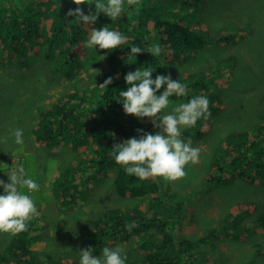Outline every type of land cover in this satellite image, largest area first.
Here are the masks:
<instances>
[{
  "label": "trees",
  "instance_id": "obj_1",
  "mask_svg": "<svg viewBox=\"0 0 264 264\" xmlns=\"http://www.w3.org/2000/svg\"><path fill=\"white\" fill-rule=\"evenodd\" d=\"M199 1L201 0H140L139 6H129L125 0V11L121 17L111 20L101 13L95 23L85 24L67 15L69 9L74 10L77 7L73 0H0V63L4 64L3 66L15 64L26 68L34 57L45 53L46 58L51 61L48 68H52L58 79L61 75L72 78L78 68L88 70L92 67L85 55L93 48L83 49L79 45L80 42L84 43L88 39L93 29L109 27L110 30L118 31L127 37L124 45L112 51L95 50V56L106 52L105 54L112 58L110 64L101 72L103 78L93 81L98 73L93 70L88 73L89 78L86 80L87 83L83 84L84 87L76 85L66 100L62 99L50 109L42 111V115L46 118L42 120L41 128L36 132L39 140L46 142L47 145L53 148L68 146L79 155L76 165L60 170L55 178L54 195L64 206L76 208L81 202L83 208L89 206L88 196L90 194L97 196L104 189L101 182L96 183L99 180L110 184L112 190L121 197L135 200L133 207L124 210L110 208L105 211L102 215L103 219L97 221L90 237L96 245L95 253L101 251L110 242L124 243L128 249L126 253L130 255L126 264H211L214 260L221 261L220 256H217V259L212 257L214 252L209 254L211 257L203 254L206 246L212 245L211 248L215 251V242H210L214 235L204 233L205 235L200 237H189L181 230V228L185 229L186 221L191 220L187 214L193 213L194 209L189 211L191 210L189 208L186 211L184 202L179 205L174 203L179 193L173 189L171 181L161 177L142 181L138 177L130 176L124 166L117 164L111 155L114 143L132 137L139 138L137 129L151 134H155L158 130L148 118L141 120L125 114L123 98L119 93L129 87L124 79L128 72L150 67L153 71L152 78L155 79L157 75H170L169 69L165 67L166 63H178L179 72L172 71L170 76L173 80L185 82L187 85L186 95L177 97V103H187L198 95L207 97L206 73L196 72L192 75L193 71L190 68L189 75L183 76L181 73V64L188 57L195 56L196 51L202 50L211 43V36L214 37L213 34L209 36L208 32H205L208 34L205 37L204 31L194 26L196 22L203 21L199 16H194V9L197 4L199 6ZM96 2L97 0H91L92 5L83 4L80 7L85 14H88L89 9L95 11ZM103 2L106 3L107 0ZM260 3L262 4L263 1ZM250 30L252 25L249 27ZM230 38L231 36L227 35L223 40L233 42L234 39L230 40ZM219 40L220 38H216L213 41L219 42ZM157 44L162 51L160 55L152 56L150 50ZM131 46L140 47L144 52L137 54L136 58L129 57ZM80 52L82 59L78 58ZM168 55L169 59L166 58ZM176 74L179 76H174ZM109 77L113 78V83L107 87H100ZM165 88L166 85L162 86L157 95ZM213 95L214 99L211 98L209 110L216 113L226 108V104L222 103L223 108L217 109L219 105H215L214 102L220 103L222 99L220 94ZM207 98L209 100V97ZM172 99L174 98L170 97V100ZM254 113L241 126L242 129L231 133L223 147L222 155L207 158L209 163L215 164L219 169V173L211 181L226 185L234 183L235 179H242L246 180V185L264 184V118H252ZM263 114L264 110L260 109L256 115L259 118ZM85 115H91L90 121L85 120ZM76 116L78 125L71 126L70 123ZM257 120H261V123L254 128ZM50 121L55 126H49ZM87 122H95V124L91 129L84 130L83 126ZM212 125L211 117L201 118L194 127H189V131H185L184 137L193 134L196 142H199L211 133ZM92 131H95V137L89 140ZM83 147H86V150L82 151L83 155H90L89 158L78 152ZM41 150L40 146L30 148V155L44 159ZM198 175L197 171L191 170L183 179L192 176L197 178ZM187 186V183L182 184V188ZM191 191L188 194L193 196L195 192L192 189ZM141 200H146V203H139ZM246 207L249 208L248 205ZM241 209L234 215V219L233 211L229 213L228 217L233 219V223H229V226L233 225L234 230L238 229L236 226L238 222H235V219L236 221L240 219ZM256 218L257 227L264 229V210L256 215ZM42 221L43 217L40 219L35 216L29 221L31 226L28 231L8 236L6 245L0 251V264H48V260L45 262L38 256L36 258L35 252L31 249L32 233L41 226ZM130 222H135L137 225L131 232L125 227ZM232 229L231 226L225 231L230 233ZM241 232L238 236L235 233V237H240ZM84 244L87 242L85 241ZM195 255L204 256L205 263L202 259H194ZM55 260V263L50 264H80L78 257L73 259L62 256L59 260Z\"/></svg>",
  "mask_w": 264,
  "mask_h": 264
},
{
  "label": "rangeland",
  "instance_id": "obj_2",
  "mask_svg": "<svg viewBox=\"0 0 264 264\" xmlns=\"http://www.w3.org/2000/svg\"><path fill=\"white\" fill-rule=\"evenodd\" d=\"M199 2V6L197 4L194 9V16H199L203 21L196 22L194 26L202 29L205 37L208 34L209 36L213 34L214 37L211 36V43H208L202 50L196 51L195 56L188 57L181 64V73L183 76L189 75V68L193 71L192 75L196 72L206 73L205 82L208 90L205 95L209 97V102H212L213 94H220L221 102H214V104L219 105L217 109H222L221 104L225 103L226 108L216 113L210 111L213 120L211 133L199 142H196L193 134H187V137H184L185 131L189 127L181 128V139L185 142L191 141L192 147L200 149L199 163L189 164L185 170L186 172L197 171L199 175L197 178L192 176L189 179L171 181L173 189L179 193L174 203L179 205L184 202V207L186 206L187 210L189 208L191 209L189 211H192L193 208L196 210H194V214H187L189 218H194L191 222L186 223L188 226L184 230L181 228L186 236L200 237L204 233L215 236L210 241H215V251L211 246H206L203 252L204 255L214 252L212 254L214 259L221 257V261L214 260L211 264H264V229L257 227L255 221L256 214L258 215L264 210V184L246 185V181L242 179H235L234 183L227 185L216 184L209 179L216 176L218 167L208 162L209 157L223 154L226 140L232 132L242 129L241 126L246 123L253 112L255 113L252 118H264V114L259 118L256 115L260 109L264 110V0H201ZM250 25H252V30L249 31ZM227 35H230V40L234 39V41L223 40ZM216 38H220L219 42L213 41ZM94 53L95 49L93 48L89 54L85 55L92 67L88 70L82 67L78 68L72 78L61 75L58 76L60 78L58 79L52 68H48L51 61L46 58L45 53L34 57L26 68L18 67L15 64L3 66L4 64L0 63V154L7 155V159L12 158V155L16 156L15 162L17 163L22 159V163L32 170V174L28 178L36 177L41 181H36L38 185H41L38 191L34 193H28L27 189H23V191L32 197L39 212L37 216L43 217L41 226L37 228L31 238V249L35 252L36 258L38 256L40 260H45V262L48 260L49 263H52L48 258L50 249H52L50 250L52 259H56L58 256L73 259L78 257L80 259L79 250L88 247L93 249V255L102 257V250L95 253L96 245L90 240L97 225L98 217L110 208L124 210L135 206L134 199L121 197L112 190L110 184L108 185L104 180H99L96 183L101 182L104 189L97 196L92 194L88 196L89 206L83 208V202H81L76 208H67L55 198L56 184L53 181L60 170L70 165H76L79 155L68 147L48 152L46 155L45 149L42 147L41 154L44 159L30 155L29 149L37 146L36 142L28 137L36 136V132L41 128V122L46 118L42 115V111L50 109L62 99L66 100L76 85L84 87L83 84L87 83L86 80L89 78L88 73L92 70L98 73L94 76L93 81L97 79L105 66L112 61V58L105 53L99 56H95ZM166 58L169 59L170 56L168 55ZM177 66L174 63H166L165 67L169 69L170 75H172V71L179 72ZM174 76L178 77L179 75ZM181 83L187 85L185 82L181 81ZM173 98L175 100H171L172 105L164 110L165 114L170 113L172 107L180 105L177 103L178 98L174 96ZM260 123L261 120H257L254 128ZM48 125L54 124L50 121ZM16 129L23 130L24 143L22 145L15 143L13 132ZM89 136V140H93L95 131L90 132ZM84 150L86 147L78 152L83 155L82 151ZM83 156L90 157L87 154ZM2 162L4 161L0 159V166ZM0 179L2 178L0 177ZM2 180L5 183L9 182L7 179ZM183 183H187L188 186L182 188ZM191 189L198 191L193 194L195 197L188 194L192 192ZM2 190L3 188L0 187V193H3ZM188 202L192 208L187 204ZM139 203L145 204L146 200H141ZM253 203L257 205L255 206ZM240 204H242V209ZM252 206L255 207L252 208ZM240 209V219L246 217L244 222L235 220L238 222V229L235 231L233 225H230L233 228L232 233L224 232L229 223H233L234 215L238 211L240 212ZM231 210L233 211L232 220L228 217V214L232 212ZM67 224L69 225L67 226ZM244 230H246L245 234L241 232ZM240 232L242 234L240 238L234 237L235 233ZM9 235L11 234L0 233V251L6 245ZM85 241L88 245L84 244ZM116 246L122 247L125 252L128 250L124 243L110 242L106 247L115 248ZM258 253L261 254L258 255ZM129 256L127 254V258ZM194 259H202L204 263L206 261L204 256L197 257L195 255ZM3 262L6 261L3 260Z\"/></svg>",
  "mask_w": 264,
  "mask_h": 264
},
{
  "label": "clouds",
  "instance_id": "obj_3",
  "mask_svg": "<svg viewBox=\"0 0 264 264\" xmlns=\"http://www.w3.org/2000/svg\"><path fill=\"white\" fill-rule=\"evenodd\" d=\"M126 2L129 6H139L140 4V0H126ZM73 3L77 7L74 10L69 9L67 15L75 17L85 24L95 23L101 13L111 20H116L125 11V0H107L106 3L103 0H97L94 4L95 11L89 9L88 14L84 13L80 5H92L91 0H73ZM126 42L127 37L120 32L110 30L109 27H103L98 30L93 29L88 39L84 43L80 42L79 46L83 49L85 47L94 48L96 51H112ZM150 51L152 56H158L162 49L157 44ZM142 52L144 51L140 47L131 46L129 57L136 58L137 54ZM78 58H83L81 52ZM152 74L153 71L150 67L128 72L124 79L129 87L125 91H120L119 95L123 98L122 105L125 114L141 120L148 118L153 127L159 131L151 134L142 129H137L139 138L132 137L123 142L114 143L111 155L117 164L124 166L128 175L138 177L142 181L155 177H161L166 181H178L186 177V166L199 163L200 158V149L192 147L191 141L185 142L181 139V128L194 127L201 118H210V102L205 96H194L187 103L174 106L170 113L165 114L164 110L172 105L170 97L185 96L186 87L179 80H173L170 75H157L153 79ZM101 78H103V74L98 77V79ZM112 83L113 78L109 77L100 87H107ZM164 85H166L164 91L157 95ZM96 114L99 115L100 112H96ZM96 114H92V116L95 117ZM84 118L90 121L91 115H86ZM77 122L76 116L70 125L76 126L78 125ZM94 124L95 122L84 124V130L91 129ZM13 135L17 145L24 143L22 129H16ZM30 139L36 142V146L43 147L47 151L46 154L62 148L61 146L53 148L46 142L40 141L38 134L33 138L30 136ZM12 156V158L7 159V155L0 154V159L4 161L0 166V177L9 180L8 183H5L4 180L0 179V187L3 188V193H0V233H8L14 236L28 231L31 226L29 221L39 214L32 197L26 194L23 189H27L28 193H34L39 190L37 182L41 181L34 176V179L28 178L32 174L31 168H27L22 163V159L19 163L15 162L16 156ZM40 166L42 165L40 164ZM53 182L55 184V178ZM101 219L103 217L99 216L98 222ZM125 227L131 232L137 225L135 222H130ZM35 232L36 229L33 233L35 234ZM33 233L32 237L34 236ZM50 250L48 258L52 263H55L56 260L52 259ZM79 252L80 264H126L127 261V254L120 246L115 248L104 247L102 257L93 255L91 247L79 250ZM61 257L58 256L56 259L59 260Z\"/></svg>",
  "mask_w": 264,
  "mask_h": 264
},
{
  "label": "bare ground",
  "instance_id": "obj_4",
  "mask_svg": "<svg viewBox=\"0 0 264 264\" xmlns=\"http://www.w3.org/2000/svg\"><path fill=\"white\" fill-rule=\"evenodd\" d=\"M137 56H138V55H137ZM162 58H163V57H162ZM170 61H171V60H170ZM176 62H177V61H176ZM173 63H174V62H173ZM132 64H133V63H132ZM177 64H178V63H177ZM133 65H135V63H134ZM177 67H179V66H177ZM174 68H175V67H174ZM51 91H52V90H51ZM75 101H76V100H75ZM88 113H89V112H88ZM85 116H86V115H85ZM36 123H37V122H36ZM87 123H88V122H87ZM244 123H245V122H244ZM248 131H249V130H248ZM248 131H247V132H248ZM250 133H251V132H250ZM229 134H230V133H229ZM247 137H248V136H247ZM25 138H26V137H25ZM28 138H30V137H28ZM221 138H222V137H221ZM255 138H256V137H255ZM263 138H264V137H263ZM254 140H255V139H254ZM223 141H224V140H223ZM261 142H262V141H261ZM199 144H200V143H199ZM242 146H243V145H242ZM242 152H243V151H242ZM246 156H247V155H246ZM217 157H218V156H217ZM250 157H251V156H250ZM252 157H253V156H252ZM262 159H263V158H262ZM213 160H214V159H213ZM248 160H249V159H248ZM250 160H251V159H250ZM72 161H74V160H72ZM72 161H71V162H72ZM72 163H73V162H72ZM260 164H261V163H260ZM255 165H257V163H256ZM72 167H73V166H72ZM41 169H42V168H41ZM42 170H43V169H42ZM44 170H45V169H44ZM57 170H58V169H57ZM252 170H254V169H252ZM38 171H39V170H38ZM42 172H43V171H42ZM40 173H41V172H40ZM46 174H47V173H46ZM54 175H55V174H54ZM253 175H254V174H253ZM255 176H256V175H255ZM47 177H48V176H47ZM257 177H258V176H257ZM53 178H54V177H53ZM33 179H34V178H33ZM243 179H244V178H243ZM46 180H47V179H46ZM253 180H254V179H253ZM259 180H260V179H259ZM47 181H48V180H47ZM254 181H255V180H254ZM248 182H249V181H248ZM257 182H258V181H257ZM43 183H44V182H43ZM49 184H50V182H49ZM168 185H169V184H168ZM39 186H41V185H39ZM60 186H61V185H60ZM61 187H62V186H61ZM80 187H81V186H80ZM83 187H84V186H83ZM81 188H82V187H81ZM45 190H46V189H45ZM208 190H209V189H208ZM58 191H59V189H58ZM201 191H202V190H201ZM209 191H210V190H209ZM64 192H65V191H64ZM194 192H198V191H194ZM211 192H212V191H211ZM52 195H53V194H52ZM199 196H200V195H199ZM203 196H204V195H203ZM208 196H209V195H208ZM246 196H247V195H246ZM193 197H195V196H193ZM200 197H201V196H200ZM188 198H190V197H188ZM197 199H198V198H197ZM201 199H202V198H201ZM207 199H208V198H207ZM188 200H189V199H188ZM248 200H249V199H248ZM182 201H183V200H182ZM189 201H190V200H189ZM254 201H256V200L254 199ZM249 203H250V202H249ZM57 204H58V203H57ZM187 204H189V206L191 205L189 202H188ZM237 204H239V203H237ZM253 205H255V204L253 203ZM256 205H257V204H256ZM256 205H255V206H256ZM191 206H192V205H191ZM191 206H190V207H191ZM234 206H236V205H234ZM238 206H239V205H238ZM255 206H254V207H255ZM174 207H175V206H174ZM252 207H253V206H252ZM254 207H253V208H254ZM38 208H40V207H38ZM42 208H43V207H41L40 209H42ZM46 208H47V207H46ZM185 208H187V207L185 206ZM191 208H192V207H191ZM235 208H236V207H235ZM193 209H194V208H193ZM43 210H44V209H43ZM194 210H195V209H194ZM246 210H247V209H246ZM45 211H46V210H45ZM186 211H187V209H186ZM192 211H193V210H192ZM195 211H196V210H195ZM231 211H232V210H231ZM177 212H178V211H177ZM247 212H248V211H247ZM197 213H198V212H197ZM43 214H44V213H43ZM46 214H47V213H46ZM56 214H57V212H56ZM193 214H194V213H193ZM258 214H259V213H258ZM38 215H39V214H38ZM40 215H42V214L40 213ZM44 215H45V214H44ZM47 215H48V214H47ZM195 215H196V213H195ZM195 215H194V216H195ZM228 215H229V214H228ZM256 215H257V214H256ZM189 216H190V215H189ZM225 216H226V215H225ZM229 216H230V215H229ZM38 217H40V216H38ZM44 217H45V216H44ZM49 217H50V216H49ZM220 217H222V216L220 215ZM240 217H241V216H240ZM50 218H51V217H50ZM60 218H61V217H60ZM193 218H194V217H193ZM193 218H192V219H193ZM213 218H214V217H213ZM244 218H246V217H244ZM244 218H243V219H244ZM255 218H256V217H255ZM257 218H258V217H257ZM257 218H256L255 220H257ZM40 219H41V217H40ZM192 219H191V220H192ZM224 219H225V218H224ZM238 219H239V218H238ZM238 219H237V221H238ZM36 220H37V219H36ZM51 220H52V219H51ZM187 220H188V219H187ZM191 220H189V221L191 222ZM221 220H222V219H221ZM235 220H236V219H235ZM239 220H241V219H239ZM46 221H47V220H46ZM194 221H195V220H194ZM223 221H224V220H223ZM32 222H33V221H32ZM47 222H48V221H47ZM66 222H67V221H66ZM186 222H188V221H186ZM190 222H189V223H190ZM197 222H198V221H197ZM215 222H216V221H215ZM218 222H219V221H218ZM238 222H239V221H238ZM241 222H242V220H241ZM243 222H244V221H243ZM245 222H247V221H245ZM49 223H50V222H49ZM58 224H59V223H58ZM196 224H197V223H196ZM219 224H220V222H219ZM68 225H69V224H67V226H68ZM192 225H193V224H192ZM230 225H231V224H230ZM235 225H236V224H235ZM238 225H239V224H238ZM243 225H244V224H243ZM186 226H188V225H186ZM194 226H195V225H194ZM194 226H192V227L194 228ZM226 226H227V225H226ZM236 226H237V225H236ZM241 226H242V225H241ZM192 227H191V228H192ZM228 227H229V226H228ZM228 227H227V228H228ZM230 227H231V226H230ZM242 227H243V226H242ZM248 227H249V226H248ZM185 228H186V227H185ZM246 228H247V225H246ZM239 229H241V228H239ZM251 229H252V228H251ZM255 229H256V228H255ZM49 230H50V229H49ZM175 230H178V229H175ZM41 231H42V230H41ZM51 231H52V230H51ZM178 231H179V230H178ZM228 231H229V230H228ZM235 231H236V230H235ZM180 232H181V231H180ZM180 232H179V233H180ZM224 232H226V231H224ZM62 233H63V232H62ZM64 233H66V232H64ZM228 233H229V232H228ZM230 233H231V232H230ZM230 233H229V234H230ZM50 234H51V233H50ZM50 234H49V235H50ZM58 234H59V233H58ZM54 235H55V233H54ZM204 235H205V234H204ZM59 236H60V235H59ZM69 236H70V235H69ZM233 236H234V235H233ZM235 236H236V234H235ZM235 236H234V237H235ZM237 236H238V234H237ZM246 236H247V235H246ZM44 237H45V236H44ZM62 237L64 238V236H62ZM66 238H67V237H66ZM228 238H229V237H228ZM239 238H240V237H239ZM228 241H229V240H228ZM228 241H227V242H228ZM214 242H215V241H214ZM227 242H226V243H227ZM216 243H218V242H216ZM226 243H225V244H226ZM214 244H215V243H214ZM214 244H213V245H214ZM69 245H70V244H69ZM1 246H2V245H1ZM211 246H212V245H211ZM219 246H220V245H219ZM71 247H72V246H71ZM218 248H219V247H218ZM222 249H223V248H222ZM69 250H70V249H69ZM221 252H222V251H221ZM211 253H212V252H211ZM223 253H224V252H223ZM226 253H227V252H226ZM68 255H69V254H68ZM48 263H49V262H48Z\"/></svg>",
  "mask_w": 264,
  "mask_h": 264
}]
</instances>
